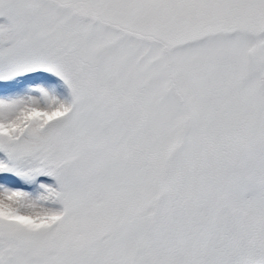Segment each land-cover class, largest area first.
Returning a JSON list of instances; mask_svg holds the SVG:
<instances>
[{"label": "snow or ice", "instance_id": "6c2138e0", "mask_svg": "<svg viewBox=\"0 0 264 264\" xmlns=\"http://www.w3.org/2000/svg\"><path fill=\"white\" fill-rule=\"evenodd\" d=\"M0 264H264V0H0Z\"/></svg>", "mask_w": 264, "mask_h": 264}]
</instances>
